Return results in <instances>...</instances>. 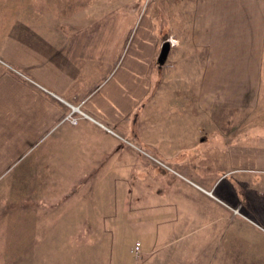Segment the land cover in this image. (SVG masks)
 <instances>
[{"label":"crops","instance_id":"0c3cea01","mask_svg":"<svg viewBox=\"0 0 264 264\" xmlns=\"http://www.w3.org/2000/svg\"><path fill=\"white\" fill-rule=\"evenodd\" d=\"M79 1L74 9H85L88 0ZM180 1H191L198 24L220 0ZM79 13L43 19V32L23 23L0 31V176L32 154L33 168L65 170L74 178L69 184L108 186L98 195L96 214L112 217L115 235L117 227L120 237L128 232L137 264H264V176H251L236 160L233 144L242 141L227 144L215 131H196L184 113L148 118L159 87L151 68L156 35L146 27L145 46L132 58L121 52L115 58L105 35L71 31L73 23L100 21L98 12L91 22ZM163 15L171 18L163 10L148 13L146 24ZM244 21L252 25L249 17ZM73 108L88 116L76 126L66 121ZM210 165L221 167L223 176L200 173ZM238 208L262 224L248 228L249 220L234 214Z\"/></svg>","mask_w":264,"mask_h":264},{"label":"rangeland","instance_id":"374dc122","mask_svg":"<svg viewBox=\"0 0 264 264\" xmlns=\"http://www.w3.org/2000/svg\"><path fill=\"white\" fill-rule=\"evenodd\" d=\"M160 1L88 0L85 9H74L81 1L0 0V31L23 23L28 31L43 32L41 21L47 17L77 10L88 13L91 22L98 12L97 24L73 23L71 31L103 34L105 44L114 45L115 58L120 52L122 58L130 54L132 58L133 51L145 46L148 27V34L156 35L151 68L152 80L159 86L146 110L148 118L184 113L185 123L194 122L196 131H215L227 144L241 140L233 144L238 149L233 151L236 160L252 169L251 176H264V0H248V9L244 2L217 1L216 6H207L211 9L198 24L191 1ZM162 10L171 18H153L154 24L148 26L147 14L156 16ZM168 21L173 23L164 24ZM164 44L170 45L165 53ZM236 131L250 135L238 138ZM206 145L197 143L196 148ZM31 156L0 176V264H137L139 258L130 253L135 242L128 232L126 238L120 237L117 227L115 235L112 217L96 214L98 195L108 186L69 184L74 178H68L65 170L33 168ZM207 168L200 173L213 177L225 173L221 167ZM247 220L248 228L262 224L255 216Z\"/></svg>","mask_w":264,"mask_h":264},{"label":"built area","instance_id":"2783aa9c","mask_svg":"<svg viewBox=\"0 0 264 264\" xmlns=\"http://www.w3.org/2000/svg\"><path fill=\"white\" fill-rule=\"evenodd\" d=\"M87 118H88V116L85 113H83L79 108H73L71 113L69 115H67L66 121L72 125H78L81 120L87 119ZM153 160L155 162H157L158 164L163 165L157 159L153 158ZM234 213H235V215H241L239 210H234ZM139 250H140V245L138 244L136 246V249H135L136 254L139 252Z\"/></svg>","mask_w":264,"mask_h":264},{"label":"water","instance_id":"95a60500","mask_svg":"<svg viewBox=\"0 0 264 264\" xmlns=\"http://www.w3.org/2000/svg\"><path fill=\"white\" fill-rule=\"evenodd\" d=\"M170 45L169 44H164V53L167 52V50H169Z\"/></svg>","mask_w":264,"mask_h":264}]
</instances>
